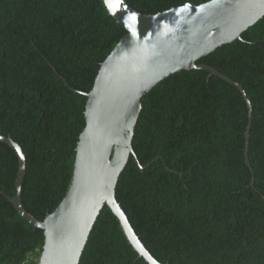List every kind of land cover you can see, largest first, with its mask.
I'll return each mask as SVG.
<instances>
[{
	"label": "trees",
	"instance_id": "obj_1",
	"mask_svg": "<svg viewBox=\"0 0 264 264\" xmlns=\"http://www.w3.org/2000/svg\"><path fill=\"white\" fill-rule=\"evenodd\" d=\"M187 1L126 0L156 13ZM127 32L102 0H0V134L25 154L21 202L42 220L69 185L88 92L101 62ZM202 56L242 84L181 69L142 96L132 156L116 198L151 254L168 264H264V15ZM16 151L0 141V264L38 260L43 229L20 216ZM30 260L28 264H36ZM78 264H148L137 258L104 204Z\"/></svg>",
	"mask_w": 264,
	"mask_h": 264
},
{
	"label": "water",
	"instance_id": "obj_2",
	"mask_svg": "<svg viewBox=\"0 0 264 264\" xmlns=\"http://www.w3.org/2000/svg\"><path fill=\"white\" fill-rule=\"evenodd\" d=\"M108 13L127 32L101 62L88 92L64 82L87 96L85 125L81 130L73 171L64 196L42 220L29 213L21 202L25 154L10 135L0 134L18 156L15 193L7 198L21 217L43 229L44 241L36 264H78L88 235L106 204L117 217L129 244L148 264L159 261L147 249L117 200L116 184L130 156L143 168L133 149L132 139L142 109V96L156 83L181 69L200 68L235 85L248 107L245 131V160L251 104L242 84L215 67L198 63L202 56L236 38L264 15V0L187 1L158 11L142 13L126 0H102ZM251 168V167H250Z\"/></svg>",
	"mask_w": 264,
	"mask_h": 264
},
{
	"label": "built area",
	"instance_id": "obj_3",
	"mask_svg": "<svg viewBox=\"0 0 264 264\" xmlns=\"http://www.w3.org/2000/svg\"><path fill=\"white\" fill-rule=\"evenodd\" d=\"M30 260L36 261L37 259L34 258L33 255H31L30 257L26 258L21 264H28V262H30Z\"/></svg>",
	"mask_w": 264,
	"mask_h": 264
}]
</instances>
